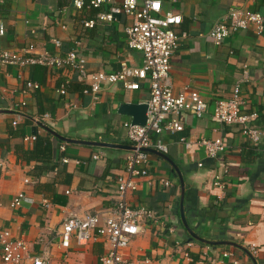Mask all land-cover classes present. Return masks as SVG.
Listing matches in <instances>:
<instances>
[{"label":"crops","instance_id":"1","mask_svg":"<svg viewBox=\"0 0 264 264\" xmlns=\"http://www.w3.org/2000/svg\"><path fill=\"white\" fill-rule=\"evenodd\" d=\"M159 1L161 13L181 17L174 32L186 34L170 58L172 93L183 88L195 91L208 110L201 119L181 115L183 131L161 136L168 149L167 160L150 153L149 182L138 179L136 190L127 197L132 206L154 210L173 232L168 234L164 228L145 223L126 252L135 261L148 259V264H264V31L259 35L252 28L239 31L218 46L207 37L229 8L263 13L264 0ZM93 16L91 10L74 11L70 0H0L4 31L0 50L19 52L32 46L33 51L26 54L29 56L42 52L62 55L77 48L87 73L114 72L122 61L138 66L139 54L125 46V17L83 29L80 22ZM52 39L60 42L59 48L53 47ZM26 81L38 88L26 90ZM63 81L68 84L65 95L60 96L56 90ZM236 82L244 101L241 114H256L249 123L261 131L256 147L249 144L239 126L219 125L210 118L213 103L227 98ZM84 86L66 69L0 66V230L8 229L12 237L26 242L33 256L42 250L36 240H45L50 245L48 264H98L104 243L96 241L84 247L72 244L63 254L56 247L57 233L71 215H102L113 207L115 178L128 152L85 142L129 146L122 124L130 118L118 114L117 108L147 98L144 83H139L137 91L112 85L102 87L92 103L81 92ZM42 126L82 143L61 142ZM23 136L47 139L54 169L32 177L38 173L34 167L39 162L22 160L15 151L16 147H32L34 141L23 143ZM180 137L190 142L220 138L226 149L218 158L208 159L199 149L184 151L178 144ZM60 145H64L63 152L58 150ZM97 154L98 159L93 160ZM61 158L67 163H61ZM171 164L182 178L183 215L190 230L203 240L233 246L187 242L178 214L180 185ZM215 177L222 181V189L213 186ZM159 179L169 181L171 187H162ZM18 193L24 195V201L11 209L10 201ZM250 248L256 252L250 253Z\"/></svg>","mask_w":264,"mask_h":264},{"label":"built area","instance_id":"2","mask_svg":"<svg viewBox=\"0 0 264 264\" xmlns=\"http://www.w3.org/2000/svg\"><path fill=\"white\" fill-rule=\"evenodd\" d=\"M74 11L80 12L94 9L96 13L92 19L80 22L83 29H92L97 23L111 24L118 16L126 19L123 27L125 46L128 50L139 54L138 66L128 65L124 61L118 64L114 72L87 73L84 57L77 48L70 49L62 55L42 52L26 56L33 51L28 46L19 52L0 50V66H11L22 69L30 65H38L49 69H66L73 72L85 84L83 94L90 97V101H97V94L104 86L118 85L128 91L139 90V83L147 87L145 123L143 126H133L124 122L125 141L134 150L128 152L123 159L122 171L115 178V202L113 207L102 215L78 214L65 219L57 233V248L65 254L70 246L84 247L89 243L101 241L106 248L98 255V264H148V259L135 261L127 254L131 240L142 232V225L151 223L164 228L168 234L173 230L167 227L160 216L152 209L129 203L128 195L137 188L138 179L150 176L149 154L167 155L168 149L162 142L164 133L175 134L183 131L180 116L189 114L195 119H201L208 110L206 103L198 93L183 88L176 94L172 93L169 78L170 58L176 52L180 40L185 33L176 34L174 27L181 23V17L175 13H161L159 0H70ZM252 28L259 35L264 31V12L257 13L242 8H229L225 18L214 24L207 32V37L214 46H218L229 35ZM4 34L0 23V36ZM54 48L60 47L57 39H52ZM75 46L78 42L74 43ZM67 81H63L56 93L65 95ZM26 90H36L34 82H25ZM244 101L240 94L239 82H236L225 99L213 103L210 118L219 125L239 126L241 134L249 144L256 147L261 139V131L249 123L256 118L255 113L241 114L240 109ZM19 106H23L20 104ZM43 118H46L44 116ZM12 125L15 123L12 122ZM35 136H23L21 141L29 143ZM178 144L184 151L199 149L204 157L216 159L226 149L220 138H199L190 142L185 137L178 139ZM58 150L64 151V145ZM98 159V154L92 156ZM61 163H67L61 158ZM198 167L200 164L197 165ZM213 186L223 188L222 181L215 177ZM164 188H170L169 181L158 180ZM28 181L25 179L24 183ZM68 194V191L65 192ZM24 201V195L18 193L10 201V208H19ZM44 207L47 203L44 201ZM42 247L41 254L31 255L29 245L20 238L11 236L8 229L0 230V264H48L49 243L42 238L36 240ZM256 251L250 248V253ZM186 256V255H184ZM227 257L228 254H223ZM231 264H237L232 262Z\"/></svg>","mask_w":264,"mask_h":264},{"label":"water","instance_id":"3","mask_svg":"<svg viewBox=\"0 0 264 264\" xmlns=\"http://www.w3.org/2000/svg\"><path fill=\"white\" fill-rule=\"evenodd\" d=\"M145 111H146V104L144 102L141 103H122L118 106L117 108V113L123 116H126L130 118V124L133 126H143L145 123ZM1 112V111H0ZM43 129H45L48 133H50L52 136H54L56 139H58L61 142L65 143H82V142H77V141H72L70 139L61 137L50 131L48 128L42 126ZM85 144L99 147V148H107V149H118V150H123L127 152H131L134 150L133 147L128 146V145H117V144H112V143H107V142H85ZM164 160H167V158L161 154L154 153ZM171 172L174 173L178 179L179 185H180V194H179V200H178V214H179V220L180 223L185 230L186 234L188 235L187 242L191 241H198L206 245H211V246H218V245H228V246H233V244L229 242H214V241H206L198 237L186 224V221L184 219L183 215V206H182V201H183V187H182V178L180 176V172L178 171L177 167L174 164H171Z\"/></svg>","mask_w":264,"mask_h":264},{"label":"trees","instance_id":"4","mask_svg":"<svg viewBox=\"0 0 264 264\" xmlns=\"http://www.w3.org/2000/svg\"><path fill=\"white\" fill-rule=\"evenodd\" d=\"M90 10L93 11L94 14L96 13V10L94 9H90ZM85 20H89V19H85ZM33 66H38V65H33ZM83 89H85V86L82 87V90ZM15 151L16 154H18L22 160L25 161L36 160L37 162H39V165L34 167V170L35 169L36 171L38 170V173L33 174L32 177H38L41 172L50 171L55 167V164L51 162V148H50V143L47 141V139L35 136V140L32 144V147L29 150L16 147Z\"/></svg>","mask_w":264,"mask_h":264}]
</instances>
